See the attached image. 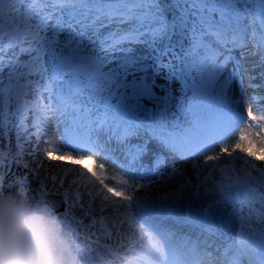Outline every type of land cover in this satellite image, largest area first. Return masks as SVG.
I'll return each instance as SVG.
<instances>
[{"label":"snow or ice","instance_id":"6c2138e0","mask_svg":"<svg viewBox=\"0 0 264 264\" xmlns=\"http://www.w3.org/2000/svg\"><path fill=\"white\" fill-rule=\"evenodd\" d=\"M258 116L264 0H0V264H264Z\"/></svg>","mask_w":264,"mask_h":264},{"label":"bare ground","instance_id":"6f19581e","mask_svg":"<svg viewBox=\"0 0 264 264\" xmlns=\"http://www.w3.org/2000/svg\"><path fill=\"white\" fill-rule=\"evenodd\" d=\"M228 68H229V70L231 69V64L228 65ZM175 103L176 102L174 101L172 108L175 107ZM248 107L249 106L247 104H244L242 106V110L247 112ZM171 112H174V110L172 109ZM182 121L183 120H181V122ZM256 135H257V131L254 129V127L246 128V127L241 126L237 130V132L235 134V137L232 140V143L233 144H237L238 143L240 145V148H241V146H243L245 144H246L245 147L252 148V146L254 147V144H256V146H258V142H256L253 139V136H256ZM240 137H243V139H240ZM43 139L44 140H50L51 144L62 147V143H61V141L59 140V137H58V132L55 131L54 127H53V132H52L51 137H44ZM42 147L45 148V149H48L49 145L44 144L43 141H42ZM240 148H237L235 150V152L240 150ZM233 155H234V153H233ZM45 163L46 164H50V165L51 164H62L64 166H68V167H76V165H73L71 161H48L47 158H45ZM81 163L85 166V168L94 167L93 163L91 161L87 160V159L81 161ZM174 163H175L176 167L181 168V165L180 166H178V165H179V163H184V162L180 161V160H177V161L174 162L171 158H168L160 166V171L161 172H166V171L170 172ZM184 167H186L189 172L191 171V165L190 164H187ZM213 178L214 179H218L219 177H215L214 176ZM188 179L189 180H194L195 177L192 176V175H189ZM175 183H176L175 180H174V182L173 181H168V180H159L157 184H154V185L150 186V193H151L152 196L153 195H157V194H159L160 196H164L166 193H168L167 191H169L170 189L173 190V191L175 190V187H176ZM166 184L170 185V188L168 190H167V188H165Z\"/></svg>","mask_w":264,"mask_h":264},{"label":"rangeland","instance_id":"374dc122","mask_svg":"<svg viewBox=\"0 0 264 264\" xmlns=\"http://www.w3.org/2000/svg\"><path fill=\"white\" fill-rule=\"evenodd\" d=\"M24 58H26V57H22V59H24ZM193 75H195V73H193ZM37 79H38V77H37ZM176 109V108H175ZM255 122H257V124H260L261 126H263V128L262 129H257V128H254L256 131H257V135L256 136H253V139L256 141V142H258V146H256V144H254V147L252 146V150L254 151V152H257V154L259 153V149L260 148H264V119H261L259 116L257 117V120L255 121ZM254 122V123H255ZM9 136L11 137L10 139H11V143L14 145V143H15V132L14 131H12L11 133H9ZM58 137H59V133H58ZM7 141V140H6ZM4 143L5 144H7L8 143V141L7 142H5L4 141ZM246 146V144L245 145H243V146H241V148H247V147H245ZM236 154H239V155H241V156H244L245 155V153H243V152H241L240 150H238V151H236V152H234V155H236ZM248 159H252L251 157H248ZM81 163V162H80ZM257 163H259V162H257ZM181 165V168L182 167H184L185 166V163H179V165L178 166H180ZM178 179V178H177ZM176 179V180H177ZM176 180H175V182H176ZM174 182V181H173ZM176 184V183H175ZM165 188H167V190L170 188V185L169 184H166L165 185ZM167 192H169V191H167ZM156 195H153V197H155ZM237 228H238V225H237Z\"/></svg>","mask_w":264,"mask_h":264}]
</instances>
